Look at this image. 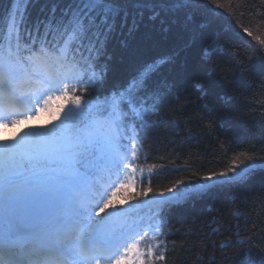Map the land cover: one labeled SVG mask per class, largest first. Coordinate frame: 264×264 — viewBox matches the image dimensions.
Listing matches in <instances>:
<instances>
[{
	"label": "snow or ice",
	"instance_id": "6c2138e0",
	"mask_svg": "<svg viewBox=\"0 0 264 264\" xmlns=\"http://www.w3.org/2000/svg\"><path fill=\"white\" fill-rule=\"evenodd\" d=\"M35 2L4 4L0 0L4 5L0 14V127L31 120L29 113L49 110L54 91H61L57 99H70L74 107L51 128L34 129L11 143L0 140V264L164 261L168 246L162 244L166 239L163 217L144 228L137 206L117 207L116 196L122 194L128 201L153 193L158 197L157 208L162 209L204 195L209 182L241 177L257 158L235 153L221 171L199 175L205 183L191 189V181L184 178L162 190L153 189L151 177H142L149 186L129 195L141 132L156 123L152 118L162 93L170 91L167 82L159 79L161 68L173 63V57L160 55L140 64L95 104L82 105L75 93L77 88L87 92L105 83L110 39L117 29L131 36L138 28L135 15L129 24L130 4L141 19L145 12L149 20L161 24L165 16L182 17L187 28L201 0H50L51 7L41 9L43 17L29 23L28 9ZM208 3L215 5L213 11L224 7L219 0ZM243 31L264 46V39L248 28ZM193 87L203 89L199 82ZM259 159L264 163V157ZM155 168L151 165L149 173ZM149 233L152 240L145 243ZM244 242L251 245L253 240L249 237ZM260 251L264 253V248Z\"/></svg>",
	"mask_w": 264,
	"mask_h": 264
},
{
	"label": "trees",
	"instance_id": "16d2710c",
	"mask_svg": "<svg viewBox=\"0 0 264 264\" xmlns=\"http://www.w3.org/2000/svg\"><path fill=\"white\" fill-rule=\"evenodd\" d=\"M219 2L224 7L213 11L215 5L201 0L187 28L182 17L165 16L161 24L149 20L145 12L141 19L130 4L129 24L135 15L138 28L131 36L117 29L110 39L105 83L87 92L77 88L75 93L82 105L95 104L140 64L160 55L173 57V63L161 68L159 79L167 82L170 91L162 93L152 118L156 123L141 132L129 195L149 186L142 177H151L153 189L162 190L180 178L191 181V189L205 183L199 175L221 171L235 153L257 158L241 177L209 182L204 195L162 209L157 208L158 197L153 193L128 201L117 195V207L136 205L137 215L148 224L163 217L166 239L162 244H167L168 251L157 264H261L264 257L260 251L264 248V163L259 159L264 157V46L243 31L248 28L264 39V0ZM3 7L0 4V14ZM50 7V0H36L28 9L29 23L42 18L41 9ZM182 68L186 70L178 75ZM194 82L203 89L194 88ZM69 104L74 107L70 99ZM153 164L156 168L150 174ZM249 237L251 245L244 242ZM149 240L151 233L145 243Z\"/></svg>",
	"mask_w": 264,
	"mask_h": 264
},
{
	"label": "rangeland",
	"instance_id": "374dc122",
	"mask_svg": "<svg viewBox=\"0 0 264 264\" xmlns=\"http://www.w3.org/2000/svg\"><path fill=\"white\" fill-rule=\"evenodd\" d=\"M53 95V94H52ZM63 107V108H62ZM65 106H61L60 109H56L54 108V106L51 107V102H50V108L49 110L47 111H43V112H39L37 113L31 120H25L23 121L21 124H16V126H14L12 129L10 128V130H8V132H3V131H0V140L2 141H5V142H14L15 140H18L15 131L18 130V128H25V129H28L29 130V125L30 123L33 124L34 122L38 121L39 118H44L45 116L44 115H57V116H62L65 112ZM43 115V117H41ZM19 126V127H18ZM33 129L31 128V131Z\"/></svg>",
	"mask_w": 264,
	"mask_h": 264
}]
</instances>
